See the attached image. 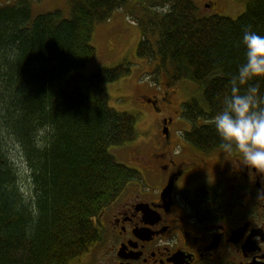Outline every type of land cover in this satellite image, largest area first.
I'll list each match as a JSON object with an SVG mask.
<instances>
[{
	"label": "trees",
	"instance_id": "1",
	"mask_svg": "<svg viewBox=\"0 0 264 264\" xmlns=\"http://www.w3.org/2000/svg\"><path fill=\"white\" fill-rule=\"evenodd\" d=\"M143 1L138 57L158 60V73L171 66V85L202 86V101L183 106L193 125L185 137L201 151L219 148L211 120L244 60V28L264 34V0L236 19L203 15L193 0ZM125 4L72 0L68 19L34 17L26 0L0 7V264H66L96 239L94 218L140 179L111 152L137 138L136 118L112 108L104 90L131 64L82 73L96 57L95 25ZM165 4L166 14L152 10ZM155 33L156 45L147 38ZM13 154L28 171V192Z\"/></svg>",
	"mask_w": 264,
	"mask_h": 264
},
{
	"label": "flooded vegetation",
	"instance_id": "2",
	"mask_svg": "<svg viewBox=\"0 0 264 264\" xmlns=\"http://www.w3.org/2000/svg\"><path fill=\"white\" fill-rule=\"evenodd\" d=\"M193 1L214 15L253 0ZM167 95L145 99L163 113L175 106ZM162 128L167 137L137 156L144 174L133 168L140 179L94 218L96 239L66 264H264V172L238 150L201 151L173 115Z\"/></svg>",
	"mask_w": 264,
	"mask_h": 264
},
{
	"label": "rangeland",
	"instance_id": "3",
	"mask_svg": "<svg viewBox=\"0 0 264 264\" xmlns=\"http://www.w3.org/2000/svg\"><path fill=\"white\" fill-rule=\"evenodd\" d=\"M22 0H0V7L18 5ZM34 17L60 11L63 18H71L72 0H26ZM146 4L143 0H126V4L117 10L105 22L95 25L91 45L96 50V57L82 73L89 76L101 68H112L130 63L131 73L114 82L104 85L109 96L110 106L119 112H127L136 118L137 138L122 147L111 148L112 154L119 162L134 168L144 174L139 160L142 150L167 137L162 128L164 116L173 115L185 131L193 125L182 117L183 106L192 100L202 101V86L189 79H184L177 85L170 86L168 70L157 72L158 60L140 58L137 55L140 42L144 38L141 21L145 17ZM156 7H152L154 11ZM246 7L238 9H221L214 15H221L233 19L245 12ZM147 21V19L145 18ZM156 45L158 33L147 35ZM174 89V90H173ZM167 92L168 101L175 106L162 105L163 113H159L148 103L145 97ZM161 96H164L162 94ZM166 96V95H165ZM200 121L197 125H202ZM12 149V148H11ZM15 151V150H14ZM17 167L22 173L24 191H29L28 171L18 154H13ZM136 157V158H134ZM144 176V175H143Z\"/></svg>",
	"mask_w": 264,
	"mask_h": 264
},
{
	"label": "clouds",
	"instance_id": "4",
	"mask_svg": "<svg viewBox=\"0 0 264 264\" xmlns=\"http://www.w3.org/2000/svg\"><path fill=\"white\" fill-rule=\"evenodd\" d=\"M170 10L167 4L154 9L159 14ZM242 43L244 60L231 75L222 108L211 122L221 151L230 154L238 150L250 168L264 172V34L247 26Z\"/></svg>",
	"mask_w": 264,
	"mask_h": 264
}]
</instances>
